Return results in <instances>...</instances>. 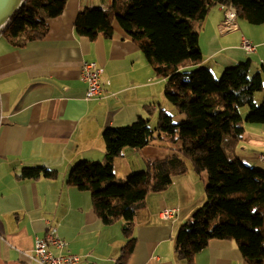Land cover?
Instances as JSON below:
<instances>
[{"label": "crops", "instance_id": "0c3cea01", "mask_svg": "<svg viewBox=\"0 0 264 264\" xmlns=\"http://www.w3.org/2000/svg\"><path fill=\"white\" fill-rule=\"evenodd\" d=\"M116 1L121 0H68L63 14L51 21L47 38L25 49L0 36V264H35L30 258L34 243L46 237L51 224L68 244L67 250H53L55 255L70 252L82 258L80 264H118L125 221L103 224L91 195L68 186L69 175L80 162L104 161L106 129L127 127L139 117L158 119L161 110L172 107L166 100L167 80L156 77L151 62L118 25L111 39L77 36L80 12L107 11ZM225 19V10L216 8L200 30L202 65L217 77L248 61L264 65V37L254 25L237 20L238 30L224 35ZM243 37L256 53L242 49ZM88 63L101 66L103 79L110 81L101 99L86 101L80 74ZM149 148L143 150L144 163ZM262 155L264 125L247 124L234 156L264 170ZM29 167H44L57 176L21 179ZM189 167L165 192L147 198L135 220L137 242L127 264H187L177 259L175 240L206 201L193 186L207 183L205 173L200 177ZM166 208L179 209L174 220L161 219ZM192 264L247 263L236 242L212 241Z\"/></svg>", "mask_w": 264, "mask_h": 264}, {"label": "trees", "instance_id": "16d2710c", "mask_svg": "<svg viewBox=\"0 0 264 264\" xmlns=\"http://www.w3.org/2000/svg\"><path fill=\"white\" fill-rule=\"evenodd\" d=\"M67 1L25 0L1 37L18 49L45 40ZM216 8L232 9L237 20L264 26V0H121L107 11L84 10L76 19L77 36L91 41L111 39L118 25L151 62L156 77L167 80L166 100L182 116L177 122L161 110L153 127L151 118L139 117L127 127L106 129L104 161L80 162L69 175L68 186L91 195L103 224L125 221L118 264H127L134 251L135 220L147 198L187 174L186 160L207 175L206 201L180 228L177 259L192 264L210 242L234 241L247 264H264V170L234 156L246 125H264V100L260 105L255 101L257 93H264V65L251 78L252 62L241 63L227 68L220 79L202 65L199 33ZM244 107L249 108L246 118ZM157 144H166L162 149H173L176 156L148 162L142 172L117 179L115 162L125 149L142 151ZM56 176L44 167L24 168L20 174L28 180Z\"/></svg>", "mask_w": 264, "mask_h": 264}, {"label": "built area", "instance_id": "2783aa9c", "mask_svg": "<svg viewBox=\"0 0 264 264\" xmlns=\"http://www.w3.org/2000/svg\"><path fill=\"white\" fill-rule=\"evenodd\" d=\"M225 17L221 33L227 35L236 32L238 30L236 12L232 9L225 10ZM3 28L0 29V33ZM242 49L248 55L257 52V47L245 37L242 38ZM103 75L104 69L97 63L84 65L80 74V81L87 85L86 101L103 98L106 91L105 87L110 85V81H105ZM261 159H264L263 155ZM178 213L179 209L166 208L160 212V217L164 221H172ZM47 224L50 225V222ZM67 249L68 244L60 238L58 228L53 227L51 224L46 237L36 239L30 258L35 264H80L82 260L80 256L73 255L70 252L57 256L53 252V250Z\"/></svg>", "mask_w": 264, "mask_h": 264}, {"label": "rangeland", "instance_id": "374dc122", "mask_svg": "<svg viewBox=\"0 0 264 264\" xmlns=\"http://www.w3.org/2000/svg\"><path fill=\"white\" fill-rule=\"evenodd\" d=\"M253 29H256L257 30V35L259 36V34L264 37V26H251ZM255 63L252 65L253 68L251 69L250 71V74L249 76L252 78L256 73L255 70L257 68H260L261 69V66L263 64H261L259 60H256L254 61ZM259 69V70H260ZM214 74V73H213ZM223 74V73H222ZM221 75H219L218 77L215 76L217 79H220L221 78ZM264 100V93L261 92V93H257L255 95V101H256V104L257 105H260L262 104ZM171 110H168V114L174 116V119L175 121H180L182 119V116L179 114V112L176 110L175 107H173L172 105H170ZM248 110L249 108L248 107H244L241 109V114L243 116V118H246V114H248ZM247 112V113H246ZM157 120L158 119H153L152 120V127L155 126L157 124ZM160 143V142H158ZM167 145L166 144H157V146H153V148H149L148 151H149V154L147 156V161L148 162H152L153 158H157V159H154L153 161H157V160H170L172 157L176 156V153L173 151V149H165L163 150L162 147H166ZM173 148H175L173 145H172ZM156 149V150H154ZM175 154V155H174ZM145 154L142 151H134L130 148H127L124 150L123 152V157L119 158L116 160L115 162V175L117 176V174L119 176H117V179L119 180H125L126 178H128V176L133 175V174H138L140 172H142V170L146 169V163H144V159H145ZM94 162H98V161H94ZM102 163V161H100ZM187 164L190 166V162L188 160H186ZM260 168V167H258ZM116 171H117V174H116ZM195 173L197 175H199L196 171ZM200 176V175H199ZM201 177V176H200ZM194 192L196 193L197 191H202V193L205 194V187L206 186H203L201 188V186H197L194 185ZM190 197H191V194H190ZM205 204V203H204ZM29 264H34V263H30L28 262Z\"/></svg>", "mask_w": 264, "mask_h": 264}, {"label": "water", "instance_id": "95a60500", "mask_svg": "<svg viewBox=\"0 0 264 264\" xmlns=\"http://www.w3.org/2000/svg\"><path fill=\"white\" fill-rule=\"evenodd\" d=\"M24 3L25 0H0V29L7 25Z\"/></svg>", "mask_w": 264, "mask_h": 264}]
</instances>
